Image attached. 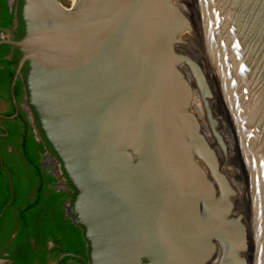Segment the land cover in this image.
Instances as JSON below:
<instances>
[{"label":"water","instance_id":"95a60500","mask_svg":"<svg viewBox=\"0 0 264 264\" xmlns=\"http://www.w3.org/2000/svg\"><path fill=\"white\" fill-rule=\"evenodd\" d=\"M194 11L201 58L187 49ZM19 14L22 36L0 44L19 52L14 104L25 65L28 104L74 189L87 260L69 256L264 264V0H21ZM2 168L0 217L13 199Z\"/></svg>","mask_w":264,"mask_h":264},{"label":"flooded vegetation","instance_id":"af4514ba","mask_svg":"<svg viewBox=\"0 0 264 264\" xmlns=\"http://www.w3.org/2000/svg\"><path fill=\"white\" fill-rule=\"evenodd\" d=\"M5 1L9 13H12L14 15V23L13 25L2 26L5 17L1 15L0 6V41H17L23 34V25L19 14L21 0ZM2 45L6 44H0V46ZM12 57L18 60L19 52L17 51V49L12 50L11 52L0 51V70L4 68L1 65L2 61L10 60ZM25 72L26 66L24 65L18 76V78H20L22 82ZM2 80V75H0V157L2 159V162L0 163V170L3 171L6 176L5 170L2 168V166H4L9 171L10 175V170L4 164V152V154L6 155V160L17 172V179L19 180L18 183L20 187L23 188L26 185H30L31 178H29V174L31 172V169L25 163L24 158V155L27 154V151H24L20 144L23 143L24 138L31 136L38 146L37 152L39 153L38 165L40 172L38 174L39 176L35 178L32 187L29 190L28 198L30 201H33L36 193L40 190L44 201L47 200V202L50 204L49 208H47V204L43 203L41 205L43 210L49 211L50 215L53 216L56 207H59V212L62 213V220L69 221L71 223L69 214L74 198V189L70 181L64 174L61 164L56 155L53 153L44 138L41 136V131L37 125L34 112L28 104V97L25 86L23 85L16 94L14 86V104L10 92L11 81L9 84V92L7 93L5 87L2 85ZM12 137H14L13 142L11 140ZM1 140H4L3 152L1 149ZM50 177L53 178V180L50 179ZM54 194H62V197L59 199L58 206L56 205ZM11 215L13 217L17 216L16 208L12 209ZM38 215L39 211L34 213L36 219L34 222L35 224H37L36 221L38 219ZM6 224L3 223L0 226V264H20L16 261L17 259L20 260V262H22L23 264H83L80 260L69 255H77L84 258L83 256L64 251L66 244L73 248L77 247L75 243L77 242L76 236H71L72 241L69 239L70 237H68L69 240L67 239L65 242L66 244L64 243V245H55L54 240L51 238H47L44 245L38 244L35 238H29L30 250L32 251L31 252L28 250H24L22 246H15L10 248V245L13 244L14 240L19 234V224L18 221L15 223V221H12L11 219H9ZM39 234L42 235V231H39ZM12 256L15 258V260L12 258ZM64 258L67 259L64 260ZM76 261H78L79 263Z\"/></svg>","mask_w":264,"mask_h":264},{"label":"trees","instance_id":"16d2710c","mask_svg":"<svg viewBox=\"0 0 264 264\" xmlns=\"http://www.w3.org/2000/svg\"><path fill=\"white\" fill-rule=\"evenodd\" d=\"M1 6V15L5 17V20L2 23V26L13 25L14 23V15L9 13L6 1L0 0ZM12 50H16L11 46L2 45L0 46V51L11 52ZM16 59L13 57L10 60L2 61L1 65L4 67L0 70V75H2V85L5 87L6 92H9V84L14 72ZM23 82L20 78H18L15 85V94L21 89L23 86ZM42 136V135H41ZM43 137V136H42ZM12 142L14 141V137L11 138ZM4 140H1V149L3 152ZM24 151H27V154L24 155L25 163L31 169L29 174V178H31V183L29 186L20 187L17 179V172L13 169L12 165L6 160V155L3 152L4 164L10 170L11 180H12V189H13V200L11 204L6 208L4 214L0 218V226L3 223H7L9 219L18 221L19 224V234L14 240L13 244L10 245L12 247L22 246L24 250H30V242L29 238H35L38 244H45V240L47 238H51L54 240L55 245H64L68 237L71 240V236H76V248H73L66 244L64 251L72 252L78 255L83 256L87 259V247L86 243L82 237V232L79 227H74L72 223L69 221L62 220V213L59 212V207H56L54 215L51 216L49 211L43 210L41 205L43 203L47 204V208H49L50 204L47 200L44 201L41 191L36 193V196L33 201H30L29 190L32 187V184L36 177H38L40 169L38 165V152H37V144L33 140L31 136L24 138L23 143L20 144ZM23 179V178H21ZM53 180V178L50 177ZM56 205H59V199L62 197V194H54ZM9 200V190H8V181L6 179L5 173L0 170V212L6 202ZM16 208L17 216L13 217L11 215L12 209ZM39 211L38 219L35 224V216L34 213ZM32 213V214H30ZM17 220V221H16ZM7 225V224H6ZM58 229V230H56ZM39 231H42V235L39 234ZM41 236V237H40ZM68 239V240H69ZM72 241V240H71ZM32 252V251H31ZM15 260V258L12 256ZM67 258H64V260ZM20 264V260H16ZM78 262V261H76ZM79 263V262H78ZM81 264V263H80Z\"/></svg>","mask_w":264,"mask_h":264},{"label":"bare ground","instance_id":"6f19581e","mask_svg":"<svg viewBox=\"0 0 264 264\" xmlns=\"http://www.w3.org/2000/svg\"><path fill=\"white\" fill-rule=\"evenodd\" d=\"M66 1L72 5L75 0H66ZM190 21L193 25V29L195 31V36H194L193 41L191 42L192 46L189 47L190 48L189 51L192 52L193 54L196 53V55L201 58V44H202V38H203V33H204L203 22L201 20V16L196 11H194L193 14L191 15ZM195 93H196V99H197V103L199 106V110H200V113H201V116L203 119L202 127L204 130V133L208 136L209 130H208L207 123L205 120L202 102H201L199 94L196 91H195ZM227 170H228L227 172H234V169H233L232 165L230 164V161H228V163H227ZM232 175H231L232 184L235 187H237L238 190L241 192L242 186H241L239 180H237V178L235 176H232ZM238 202L240 203V205L243 209V205H244L243 200L239 199Z\"/></svg>","mask_w":264,"mask_h":264},{"label":"rangeland","instance_id":"374dc122","mask_svg":"<svg viewBox=\"0 0 264 264\" xmlns=\"http://www.w3.org/2000/svg\"><path fill=\"white\" fill-rule=\"evenodd\" d=\"M68 7V6H67ZM192 46V44L190 43L188 46H187V49L188 50H190V48L189 47H191ZM207 123V122H206Z\"/></svg>","mask_w":264,"mask_h":264}]
</instances>
